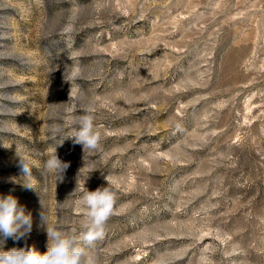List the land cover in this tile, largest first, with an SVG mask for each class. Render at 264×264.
Here are the masks:
<instances>
[{"label":"rangeland","instance_id":"1","mask_svg":"<svg viewBox=\"0 0 264 264\" xmlns=\"http://www.w3.org/2000/svg\"><path fill=\"white\" fill-rule=\"evenodd\" d=\"M105 186L96 264H264V0H0V196L32 217L0 251L46 252L41 212L79 239Z\"/></svg>","mask_w":264,"mask_h":264},{"label":"clouds","instance_id":"2","mask_svg":"<svg viewBox=\"0 0 264 264\" xmlns=\"http://www.w3.org/2000/svg\"><path fill=\"white\" fill-rule=\"evenodd\" d=\"M94 119L92 108L89 107L83 115L72 120L76 130L70 138L74 139V143L82 145L84 154L99 147L101 136L94 127ZM61 131L59 125L53 127L54 133ZM19 162L24 176L29 175L31 169L28 160L19 157ZM68 167L69 164L62 162L56 152L45 162L46 171L55 175L56 180H63ZM105 180L107 181L106 177ZM24 186L32 188L30 184ZM76 191L77 188L70 195H74ZM115 199L116 194L109 186L99 187L94 191L85 188L82 191L75 202L83 210L79 239L57 224L49 226L47 217L41 212L40 223L48 237L47 251L41 253L34 248L0 251V264H96L95 258L89 256L86 250L103 238L106 223L114 213ZM31 229V214L26 213L17 198L12 195L0 196V234L5 238L19 240Z\"/></svg>","mask_w":264,"mask_h":264}]
</instances>
